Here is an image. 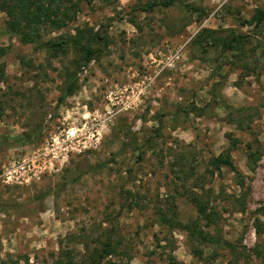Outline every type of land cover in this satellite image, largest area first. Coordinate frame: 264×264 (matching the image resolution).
Returning a JSON list of instances; mask_svg holds the SVG:
<instances>
[{"label":"rangeland","instance_id":"1","mask_svg":"<svg viewBox=\"0 0 264 264\" xmlns=\"http://www.w3.org/2000/svg\"><path fill=\"white\" fill-rule=\"evenodd\" d=\"M70 1L73 19L41 38L90 29L101 41L60 103L74 54L50 59L21 44L0 3V138L22 137L0 139V264H53L64 248L79 263L107 236L116 264L232 259L160 224L155 210L238 248L261 244L264 20L244 22L264 0H173L147 12L137 10L147 0ZM203 29L246 35L245 56L191 48ZM232 139L235 172L210 171ZM246 250L236 264H261Z\"/></svg>","mask_w":264,"mask_h":264},{"label":"trees","instance_id":"2","mask_svg":"<svg viewBox=\"0 0 264 264\" xmlns=\"http://www.w3.org/2000/svg\"><path fill=\"white\" fill-rule=\"evenodd\" d=\"M0 3L8 5L7 14V28L6 32L15 37L23 45H31L35 51H43L45 54L52 58L70 51L74 54L71 62V70L66 76L65 83L60 91L58 103L63 98L69 96L76 82L77 71L81 66H85L94 54V44L101 41L99 35L93 34L90 29H78L72 36H57L43 40L41 34L50 30H59L66 26L68 22L73 19V14L77 12L76 1L70 0H0ZM173 0H147L145 4L137 8L140 12L151 11L154 8H168L172 6ZM264 20V11H256L251 17L249 22L254 27H257ZM249 43L246 35L235 33L232 30H207L203 29L194 37L191 38L190 47L199 48L200 51L205 52L206 49H218L219 54L233 53L236 51L238 58L245 56L244 45ZM254 47L249 50V53H254ZM2 70L0 69V74ZM242 110V109H240ZM192 111H198L201 114V109L192 108ZM184 113H186L184 111ZM1 140H10L13 143H20L22 137L3 136ZM235 140H230V145L218 154L208 160L207 166L210 171L218 172L220 168H226L235 172V168L231 162L230 149L234 147ZM251 156V153H250ZM192 201L197 202L195 198ZM258 212L264 215V207L259 209ZM154 215L157 217L158 222L170 229H180L185 233L186 237L195 242L197 245H204L208 247L219 248L226 251L232 259L228 264H236L239 256L246 257V250L244 247H236L226 240L221 239L219 236L210 234L203 230L198 220H189L185 224H180L175 219V216L168 217L166 213L160 210H155ZM197 213L203 218L206 226L210 223V215L205 213L203 204H197ZM85 248L88 247L84 242ZM117 244L112 242L110 237H106L104 241L98 242V246L92 247L87 250L86 255L80 260L75 262L70 255V251L66 248L60 250L59 257L53 264H116L108 261V257L117 256ZM246 252L251 253L255 258H258L261 264H264V241L247 249ZM168 259L172 262V257ZM171 264V263H170Z\"/></svg>","mask_w":264,"mask_h":264}]
</instances>
